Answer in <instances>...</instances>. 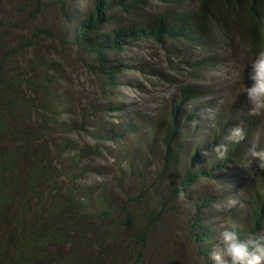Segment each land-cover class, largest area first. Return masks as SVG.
Segmentation results:
<instances>
[{
	"label": "trees",
	"instance_id": "16d2710c",
	"mask_svg": "<svg viewBox=\"0 0 264 264\" xmlns=\"http://www.w3.org/2000/svg\"><path fill=\"white\" fill-rule=\"evenodd\" d=\"M69 1L81 0H61V9L68 21L67 38L75 49L86 54L84 64L91 74L102 76L107 88L112 87L109 94H116L114 90L120 91L124 83L135 88L144 86L139 81L125 80V72H143L145 66L118 56L133 45L148 42L165 51L167 65L175 68L173 71L181 74L190 71L191 78L198 81H186L180 86L182 81L166 71L153 70L160 79L178 82L177 90L167 95L154 116L141 118L140 113L126 111L123 103L108 101L98 105L97 110L102 113L122 114L111 126L102 123V133L94 135L102 143L118 144L114 152L113 149L108 152L112 156L113 169L118 173V185L124 184L122 172L130 173L128 183L143 181L144 190L140 185L139 195L126 201L118 200L106 184L101 188L80 189L77 183V179L95 168L82 165L91 155L90 148H78L68 140L71 141L69 136L75 127L87 130L89 122L85 119H92L95 110H85L81 104L83 120L67 126L69 121H61L60 117L62 111L73 108L62 105L70 95L57 100L52 95V85L56 81L63 84L70 81L65 75L59 76L60 71L58 74L53 71L57 63L39 50L40 63L52 67L41 82H36L28 76V66L21 68L20 64L10 74L6 65L9 57L16 52L22 55L21 51L31 48L34 41L21 45L18 50L6 51L5 57L0 59V264H40L45 260H52L53 264H139L140 260L123 262L119 253L112 257L104 244L117 246L121 231L136 229L135 203H143L139 208L148 211L144 214L147 218L151 213L157 216V221L164 217L163 207L158 211L153 205V193H160L164 183L167 188L165 186L166 191L160 193L164 200L161 206L168 199H178V186L188 194L200 180L228 185V193L235 196L236 206L226 211L225 219L233 222L242 233L264 234V171L247 166L245 161L248 152L255 149L254 142L259 149L264 148V115L243 117L242 112L237 114L231 108L233 102L220 101L217 87L203 80L204 69L219 63L216 54L193 60L181 53L185 47L194 51L210 47L215 32L225 33L232 42L231 28L236 38L246 41L253 49L264 50V0H86L85 7L79 6V13L68 10ZM155 2L163 5L160 12L147 9ZM142 8L147 11H141ZM28 87L44 89L50 94L51 97L46 96V105L32 102L27 96ZM103 89L106 93V88ZM41 107L53 121L59 122L56 132L64 135L57 137L56 143L49 141L44 127L26 128L31 118L32 123L36 122L32 116L34 111L44 113ZM237 124L245 129L246 135L240 144L234 145L226 137ZM221 143L226 145L227 154L224 159H217L213 148ZM98 147L92 150L95 156H101V147ZM66 151L71 152L64 156ZM155 156H159L163 166L154 170L147 184L146 177L151 172L144 163L153 165ZM239 169L249 176L246 182L241 183ZM46 183H53L54 193L38 190ZM215 200L202 199L189 219V236L198 242V253L208 264H212L209 252L216 241L213 240L214 228L204 221L203 212ZM87 215L113 222L105 236L98 230L91 234V237L96 235L95 238L87 237L90 233L84 226ZM152 222L141 231L143 239ZM68 227L82 240L73 239ZM67 243H70L68 248ZM145 243L139 238L136 241L139 247H144ZM65 247L66 251H62ZM91 256L95 259L91 260Z\"/></svg>",
	"mask_w": 264,
	"mask_h": 264
},
{
	"label": "rangeland",
	"instance_id": "374dc122",
	"mask_svg": "<svg viewBox=\"0 0 264 264\" xmlns=\"http://www.w3.org/2000/svg\"><path fill=\"white\" fill-rule=\"evenodd\" d=\"M85 4L86 0L78 2L69 1L66 6L71 12L79 13L81 11L79 6L82 5V7H85ZM147 9L160 12L163 9V5L155 2L150 4ZM147 9L142 8L141 11H147ZM63 14L61 0H0V59L5 57L6 51L18 50L21 45L34 41V45L31 48L28 50L24 48L25 50L21 51L23 53L22 55L18 56L19 52H16L13 56L9 57L6 60V65L10 74L20 64H22L21 68L25 65L26 67L28 66V76L35 79L36 82H41L45 75L51 72L48 68L52 67L40 63L38 56L39 50L47 59L57 63L55 67H52L55 68L53 71H57V74L60 71L61 74L59 73L58 75H65L70 83L63 84L60 81H56L52 85V95L57 100H61L69 94L68 100L65 99L62 105H71L73 107L67 112L62 111L61 121H69L67 123L68 126L70 125L69 123L83 120L84 116H82L81 104L85 110L89 108L95 110L93 111L94 116L92 119L88 117L85 119L86 122H89L87 125L88 131L79 129L80 126H77L69 136L71 141L68 140L69 143L76 145L78 148H90L91 155L89 159L84 160L82 165L89 164L95 168L89 169L90 171L77 179L78 186L80 189L90 186H99L101 188V186L106 184L111 191L113 190L116 193L118 200L123 199L126 201L127 199H133L142 191L141 186L144 190L141 184L143 181L140 182L133 179L135 180L134 182L128 183L129 181L126 180L131 178L130 173L122 172L124 173L121 174L124 179V184L118 185L116 179L118 173L113 169L111 164L112 156L108 154L109 150L112 151L113 149L114 152L118 144L110 142L102 143L94 137L95 132L97 135L102 133L100 130V127L104 126L102 123H109L108 126H111V123L115 124L119 119V114H122L121 112H112L111 114L102 113L100 110H97L98 105H104L108 101L118 104L123 103L125 104L126 111L132 110L135 113H140L139 116L141 118L147 115L154 116L160 110V105L165 101L167 95L177 90L178 82L175 80L167 81L163 78L160 79L154 74L155 71L153 70L166 71L171 77H176L182 81L180 86L186 81L196 82L198 79L191 78L190 71H185V74H181L177 70L173 71L175 68L167 65L168 61L165 59V51L155 43L148 42L140 46L133 45L127 52L118 56L120 59L137 62L142 67L145 66L142 69L143 72L137 73L133 70H127L125 72V80L139 81L145 87L141 86V88L139 86L135 88L124 83L120 86V91L114 90L116 94H109L112 91V87L107 88L102 76L91 74V71L84 64L86 54L75 49L69 42L68 36L65 33L68 21ZM37 31L41 32L40 35L37 34ZM230 33L233 35L232 42H230V38L225 33L215 32V38H212V45L210 47L197 49L196 51L185 47L181 53L183 57H192L193 60L201 59V57L207 54H216L219 58V63L204 69L202 72L203 80L217 87L220 101H232L233 107L231 108H234L236 113L238 112L237 114L242 112L244 117L248 115V105L244 94H242V88L251 83L248 79L249 64L254 58L255 53L259 50L253 49L250 44L244 40L242 41L239 37L236 38L233 28L230 29ZM87 57L89 58V56ZM65 88H67V92L63 91ZM103 88H106V93ZM27 92V96L31 98V101L40 105H46V96L51 97L44 89L34 90L32 88L31 90L28 87ZM41 109L44 113L38 110L34 111L32 116H35L34 120L36 122L32 123L31 118V122L26 123V128L36 130L37 128L40 129V126L44 127L49 133V141L56 143L57 137L59 138L61 135H64L61 132H56L59 122L56 120L53 121L46 113V110L42 107ZM52 109L54 110L56 108L52 106ZM23 127L25 126L23 125ZM97 143H99V147ZM256 145L254 142L253 146H255V149L252 147L253 149L251 151L259 150V147H256ZM97 147H101V156H95L92 153V150L94 149L93 151H96ZM70 152L66 151L64 156ZM250 153L248 152L247 154L248 157L245 160L246 165L256 167L254 159L249 155ZM158 157L155 156L156 161L153 165L149 162L144 163V165H147L145 167H149V172H151L146 177L147 184L148 181L152 180L154 170L162 169L163 164L158 160ZM238 173H240L241 183L243 181L246 182V179L249 177L247 173H243L240 169ZM62 179L63 177L60 178V180ZM167 180L172 179L168 178ZM165 186L167 188V184L165 183L160 186V193H163L166 189ZM228 187V185H223V183L200 180L192 187L188 194H185L183 201L175 198L168 199L167 203L163 206L161 205L164 200L159 191H156L153 193V205H155L158 211H162L163 207L162 212H164V217L162 216V219L159 217V221H157V216L151 213V217L147 218L148 211L139 208L143 203H135L137 206L134 208L137 216V220L134 219L136 229L133 231H121V240L117 246L111 245L110 243L104 245L108 248L112 257L115 256L114 254L119 253L124 258L123 262L140 260L139 264H208V261L198 253V242H196L194 237L189 236L191 228L189 219L192 216L191 214L195 212L197 205L202 202V199H216L203 212L204 221L210 223L214 228L215 235L213 240L216 241L217 233L221 226L229 221L225 219L227 215L226 211L236 206V198L228 193ZM153 188L156 189V186ZM42 189L53 193L55 192L53 183H46L43 186H39L38 190L41 191ZM81 193H83V190ZM150 221H153V224L150 231L147 232L145 239H143L140 233ZM112 223L87 215L84 219V226L86 225L87 229L90 230L89 236L87 237L91 239L95 238L96 235L91 237V234L98 230H101L104 233L103 236H105L107 234L106 231L111 228ZM68 229L71 233V227H68ZM71 235L78 242L82 240L76 232L71 233ZM138 238L146 241L144 247H139L136 244ZM68 240L71 241L72 239L68 238ZM66 247H70V243H67ZM66 247L61 250L66 251ZM53 249H57V247L53 246ZM103 254L104 259H106V253L103 252ZM90 259L93 260L95 258L91 256ZM53 263L52 260H45L40 264Z\"/></svg>",
	"mask_w": 264,
	"mask_h": 264
},
{
	"label": "clouds",
	"instance_id": "9594fccd",
	"mask_svg": "<svg viewBox=\"0 0 264 264\" xmlns=\"http://www.w3.org/2000/svg\"><path fill=\"white\" fill-rule=\"evenodd\" d=\"M219 75L218 73H215ZM250 85L242 88V94L248 105L250 116L264 115V50L255 53L249 64ZM245 129L239 124L234 125L228 132L226 139L231 144H240L245 139ZM217 159H224L227 154L226 145L221 143L213 148ZM251 157L256 168L264 171V148L252 150ZM177 198L185 199L182 187L177 188ZM212 264H264V234L242 233L231 222H225L217 233L216 243L209 252Z\"/></svg>",
	"mask_w": 264,
	"mask_h": 264
}]
</instances>
